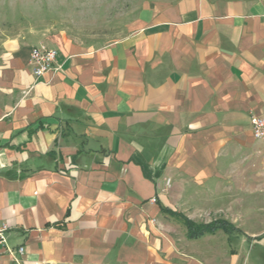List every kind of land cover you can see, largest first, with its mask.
I'll return each instance as SVG.
<instances>
[{"label":"crops","instance_id":"0c3cea01","mask_svg":"<svg viewBox=\"0 0 264 264\" xmlns=\"http://www.w3.org/2000/svg\"><path fill=\"white\" fill-rule=\"evenodd\" d=\"M40 1L0 0V264H264V0H130L101 46Z\"/></svg>","mask_w":264,"mask_h":264},{"label":"rangeland","instance_id":"374dc122","mask_svg":"<svg viewBox=\"0 0 264 264\" xmlns=\"http://www.w3.org/2000/svg\"><path fill=\"white\" fill-rule=\"evenodd\" d=\"M42 0L38 6L44 16L39 23L52 30L66 29L78 42L101 46L127 33L136 4L128 0ZM32 5V4H31ZM181 222V221H180ZM182 228L183 224L180 223Z\"/></svg>","mask_w":264,"mask_h":264},{"label":"built area","instance_id":"2783aa9c","mask_svg":"<svg viewBox=\"0 0 264 264\" xmlns=\"http://www.w3.org/2000/svg\"><path fill=\"white\" fill-rule=\"evenodd\" d=\"M58 54V49L46 43L34 46L31 51L33 73L36 76H41L51 70H57L56 62ZM250 115L254 137L264 142V115L255 114L254 112H251ZM167 182L170 183V179ZM9 229L10 226L7 223L0 222V245L5 247L8 252L13 253L14 250L7 245V233ZM19 251L22 253L24 248L20 247Z\"/></svg>","mask_w":264,"mask_h":264},{"label":"trees","instance_id":"16d2710c","mask_svg":"<svg viewBox=\"0 0 264 264\" xmlns=\"http://www.w3.org/2000/svg\"><path fill=\"white\" fill-rule=\"evenodd\" d=\"M184 223L186 224L191 237H198L200 235H203L204 233L207 232H214L215 230L219 229V228H223L225 230H230V226L227 222L225 221H215L206 225H198L195 224L194 222H192L191 220L183 217L182 218Z\"/></svg>","mask_w":264,"mask_h":264}]
</instances>
